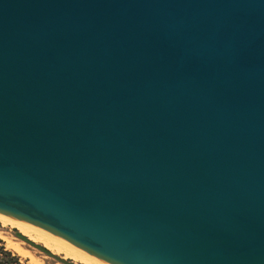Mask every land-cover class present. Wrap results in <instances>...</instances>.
<instances>
[{"label": "water", "instance_id": "1", "mask_svg": "<svg viewBox=\"0 0 264 264\" xmlns=\"http://www.w3.org/2000/svg\"><path fill=\"white\" fill-rule=\"evenodd\" d=\"M0 212L112 264H264V0H0Z\"/></svg>", "mask_w": 264, "mask_h": 264}, {"label": "bare ground", "instance_id": "2", "mask_svg": "<svg viewBox=\"0 0 264 264\" xmlns=\"http://www.w3.org/2000/svg\"><path fill=\"white\" fill-rule=\"evenodd\" d=\"M0 222L2 226L16 228L30 240L39 243L51 252L57 255H62L64 258L70 259L74 262H80L83 264H112L77 246L69 240L22 219L0 212ZM14 246L16 249L24 253L19 243H15Z\"/></svg>", "mask_w": 264, "mask_h": 264}, {"label": "rangeland", "instance_id": "3", "mask_svg": "<svg viewBox=\"0 0 264 264\" xmlns=\"http://www.w3.org/2000/svg\"><path fill=\"white\" fill-rule=\"evenodd\" d=\"M0 246L4 245L6 249L18 255L21 264H83L74 262L64 258L62 255H57L43 245L30 240L22 234L18 229L13 227H4L0 222ZM15 243H19L24 251L21 252L15 248ZM2 249H0L1 251ZM26 252V253H25ZM0 253V260L7 259Z\"/></svg>", "mask_w": 264, "mask_h": 264}, {"label": "trees", "instance_id": "4", "mask_svg": "<svg viewBox=\"0 0 264 264\" xmlns=\"http://www.w3.org/2000/svg\"><path fill=\"white\" fill-rule=\"evenodd\" d=\"M0 249H2L0 251L1 254L8 256L7 259L0 260V264H21L19 256L14 254L12 251L6 249L4 245H1Z\"/></svg>", "mask_w": 264, "mask_h": 264}]
</instances>
